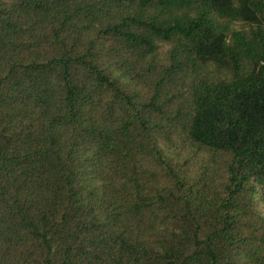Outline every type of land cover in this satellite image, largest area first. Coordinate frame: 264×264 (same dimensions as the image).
I'll return each mask as SVG.
<instances>
[{"label": "trees", "instance_id": "1", "mask_svg": "<svg viewBox=\"0 0 264 264\" xmlns=\"http://www.w3.org/2000/svg\"><path fill=\"white\" fill-rule=\"evenodd\" d=\"M259 204L264 0H0V264H264Z\"/></svg>", "mask_w": 264, "mask_h": 264}, {"label": "rangeland", "instance_id": "2", "mask_svg": "<svg viewBox=\"0 0 264 264\" xmlns=\"http://www.w3.org/2000/svg\"><path fill=\"white\" fill-rule=\"evenodd\" d=\"M169 47V44L165 43V42H159V51L160 54L162 55L167 48ZM260 209L264 210V206L262 204H259Z\"/></svg>", "mask_w": 264, "mask_h": 264}]
</instances>
